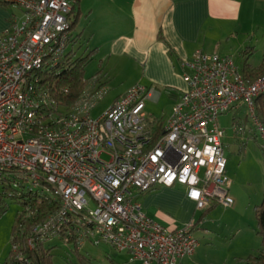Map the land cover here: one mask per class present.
Instances as JSON below:
<instances>
[{
    "label": "built area",
    "instance_id": "obj_1",
    "mask_svg": "<svg viewBox=\"0 0 264 264\" xmlns=\"http://www.w3.org/2000/svg\"><path fill=\"white\" fill-rule=\"evenodd\" d=\"M78 1L0 0L20 11H10L0 30V180L15 175L59 200V209L32 229L29 247L36 235L50 238L65 227L78 248L105 244L139 264H182L198 245L194 224L169 230L141 210L138 198L155 187L181 186L199 210L231 207L218 116L244 107L264 150L254 107L264 74L246 83L234 57L196 50L157 134L148 130L145 112L155 91L142 85L93 117L106 93L94 78L62 116H42L54 105L42 72L63 59Z\"/></svg>",
    "mask_w": 264,
    "mask_h": 264
},
{
    "label": "crops",
    "instance_id": "obj_2",
    "mask_svg": "<svg viewBox=\"0 0 264 264\" xmlns=\"http://www.w3.org/2000/svg\"><path fill=\"white\" fill-rule=\"evenodd\" d=\"M244 1L79 0L72 12L76 11V17L83 12L88 17L85 26L88 41L94 45L91 50L97 63H103L104 75L107 67H115L116 63L141 65V84L155 91L150 98L158 96L161 87L176 101L184 89L182 75L188 71L185 64L193 53L198 49L216 53L219 46L214 43L220 45L219 38L242 30L241 22L248 18ZM9 13L0 8V30L6 26ZM83 32L81 29L78 34L81 36ZM240 43L236 60L239 69L240 52L252 46L245 45L243 40ZM138 200L148 217L169 230L194 224L192 232L198 231L192 236L198 245L193 254L182 259V264L211 263L208 246L212 245L211 236L218 237V233L211 229L213 223L206 219V214L217 205L197 209L181 186L155 187ZM116 258L127 260V264H139L138 260L130 261L127 252H117Z\"/></svg>",
    "mask_w": 264,
    "mask_h": 264
},
{
    "label": "rangeland",
    "instance_id": "obj_3",
    "mask_svg": "<svg viewBox=\"0 0 264 264\" xmlns=\"http://www.w3.org/2000/svg\"><path fill=\"white\" fill-rule=\"evenodd\" d=\"M251 1V2H249ZM247 21L241 22L242 30L237 34L222 36L219 50L220 55H230L235 61L241 48L242 40L245 45H252L254 50L249 58L253 65L261 62L264 54V1L245 0ZM0 8L3 9V7ZM20 16V11L13 6L5 8ZM71 14V20H75L70 33L84 32L73 43L69 42L66 51L73 50L76 58L81 54H87L94 47L88 41L86 23L88 17L85 13ZM78 37V36H77ZM216 39V40H219ZM244 45V46H245ZM244 48V47H243ZM88 62L85 68V77L92 81L98 79L100 85L105 88L104 97L97 102L91 110V116L98 117L104 113L113 100L131 88L141 84V65L135 63H116L106 69L103 74V63H97L96 56ZM112 65V64H111ZM110 67V66H109ZM83 89L86 90L87 86ZM91 86V84H90ZM82 91V92H83ZM81 92V94H82ZM158 96L145 101V112L148 119L166 120L173 112L175 100L169 93L160 87ZM155 119V120H156ZM233 119L242 127L234 128ZM218 124L225 131L223 138L224 154L227 160L226 173L230 178L229 194L235 200L233 206L223 208L217 205L206 214V219L213 223L211 229L218 233V237H212L211 246H208L211 260L210 264H246L249 255H255L260 248V237L257 233L258 226L255 217V205L261 202L264 193V152L261 148V139L254 124L244 107L234 108L218 116ZM20 205L12 200H6L5 209L0 214V264H2L10 251L12 228L15 224L16 212ZM198 230L195 229L192 234ZM222 233H221V232ZM220 232V233H219ZM201 240V238H200ZM46 244L53 246L51 249L53 264H75L78 260L75 253H70L67 244L58 237H52ZM79 253L87 256L92 264H127V260L116 258L117 252L105 244L97 246L85 242L80 246ZM119 253V252H118Z\"/></svg>",
    "mask_w": 264,
    "mask_h": 264
},
{
    "label": "trees",
    "instance_id": "obj_4",
    "mask_svg": "<svg viewBox=\"0 0 264 264\" xmlns=\"http://www.w3.org/2000/svg\"><path fill=\"white\" fill-rule=\"evenodd\" d=\"M0 5L3 9L10 6L7 3H0ZM74 22L75 20H71V27ZM77 38L79 39V34L70 33L67 44L75 42ZM253 50V46H247L239 54L240 73L246 83H251L264 74V54L258 64L253 65L248 61ZM92 54L93 51L90 50L85 55L81 54L72 58L74 51H66L63 59L56 66L42 72L41 81L47 85L48 96L54 102L52 108L46 107L42 110V116L46 117V113L53 112L55 117H60L73 106L89 81V78L85 77V68L92 60ZM95 80L98 81L97 78ZM254 107L258 119L264 125V94L255 98ZM155 119L150 120L147 117L148 130L157 134L162 130L163 121ZM233 122L238 121L233 119ZM262 151L264 152L263 148ZM7 199L16 201L20 205V209L15 215L10 251L2 264H53L51 253L53 246L46 244V241L52 237H58L65 242L69 252L77 255L78 260L75 264H92L87 256L79 253L75 235L68 234V229H64L65 227L61 229L60 233L51 235L50 238L39 239V236L36 235L37 238L34 239L33 246L27 245L26 241L31 235L32 229L44 223L49 215L59 209V200L53 194L42 192L39 188H31L27 183L17 180L15 175H9L0 180V214L5 209ZM254 211L258 226L257 233L260 237V248L255 255L248 256L246 264H264V193L261 202L255 205Z\"/></svg>",
    "mask_w": 264,
    "mask_h": 264
}]
</instances>
